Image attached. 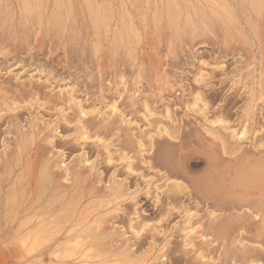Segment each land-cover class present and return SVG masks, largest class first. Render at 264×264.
Listing matches in <instances>:
<instances>
[{
	"label": "rangeland",
	"instance_id": "374dc122",
	"mask_svg": "<svg viewBox=\"0 0 264 264\" xmlns=\"http://www.w3.org/2000/svg\"><path fill=\"white\" fill-rule=\"evenodd\" d=\"M1 1L0 12L7 11L4 14H10L14 11V19L10 21L7 17L6 27L11 22L14 24L12 23L13 29L10 26L11 29H6L4 26L1 28L0 24V154L4 155L6 152V154L11 155L14 150L20 151L17 152L18 158V155H15L19 165H15L11 173L4 168L0 169V264L77 263L78 254L74 252H68L70 255L66 260L64 255H61V253L63 254L62 250H58L60 253L56 251L54 254V251L53 254H50L51 250L47 248V242L44 243V247L46 246V250H44L41 244L45 242V238H41L42 234H40L41 236L38 235L40 238L38 236L37 238L36 235L28 236L24 232L18 233L17 223L11 218L14 210L20 208V206L17 207V203L21 201V190L23 188L26 190H23L24 194L27 192L26 196L29 194L27 191L29 188L33 187L35 190L34 183L36 181L38 192L35 191L36 193L30 194L37 195L42 192L41 198L45 197L48 194L45 183L47 182L46 176H49V170L54 173V178L59 179L61 177L60 179H62L64 169L61 166L65 164L70 167L71 172L68 177L70 181L74 178L73 173L76 174L77 178L80 177L87 183H92L91 181L94 182L96 179H100L99 177H101V183H104L112 173L123 180V185L126 188L124 191L128 192L129 197H125L118 204H112L111 209L115 210H111L109 212L111 215L108 216H115L110 217V219L108 217V219L113 221L114 232L125 233V236L131 239L130 241L134 243L137 241V245L134 246L135 248L139 247L140 250L133 248V252L134 256H138L139 259L146 256V252L151 250L153 246L152 257L156 255L157 260L154 257L151 261L155 259L153 262H157V264H243L246 261L264 264V228L262 233L260 230L262 211L257 209L258 206H251L245 200L237 199L238 201H236L234 195H237V192L230 185L229 188L223 184L224 187L219 193L211 192L220 184L215 175L217 171L226 170L228 166H231L228 171H233L232 167L235 166L233 164L238 163L239 159H244L243 161H247L248 165L252 162L258 163L256 161H259L264 153V136H262L264 133V0H254L253 7L249 2L250 0H224L227 3L221 7L218 0L209 1V3L215 2L214 7L212 6L213 3L211 6L210 4L198 5L199 10H206L199 11V15L201 12L205 15L204 12H206L209 15L207 16L210 17V13L212 14L214 11L217 16L212 14L211 19L207 21H205L207 17L205 20H198L200 18L197 16V20L194 22H198V26L196 23V27H193L191 31L190 23L179 16V12H183L185 8L181 7L185 6L184 0L183 3L182 0H176L175 3L177 4L174 6L168 3L173 9L169 8L168 4H166L167 7L165 6V0H147V2L146 0H121L123 1L122 4L127 5L129 20L127 13H120V0H89L94 9L97 6L94 7L93 1H97L96 5L101 2V7L98 5L99 13L96 11L97 8L95 13L102 15L101 11L103 10L101 8L103 6V12H111L113 16L110 17L111 22L108 23L109 27L106 32L108 34L105 33L106 36H103V33H100L101 35L98 37L88 32L89 27L85 21L83 24L85 27L75 25L74 29L72 28L74 24L71 21L73 25H70L69 30L72 31L68 30L69 32L66 31L65 33L57 32L55 29L52 31V29L43 28L39 22L36 23L37 21H34L36 25L33 26L31 24L33 21L29 23L30 26L29 24L26 25L28 27L21 25L24 30L22 31L21 23L17 22L18 16L16 15L19 14L18 7L22 11L23 4L21 1L7 0L6 2H11V4H7L8 8L10 5V8L6 11L2 10L5 0ZM51 2L52 0H48L47 4L45 3L46 11L58 12L56 8L60 7L58 5L61 3L62 7L58 10L64 12L66 0H58L60 3L57 6ZM119 2L120 8L118 7ZM70 3V13L81 15L83 13L85 20L87 15L85 11L88 9H85L86 6L83 7L85 3L83 6L81 0H70ZM160 3L164 6L160 7ZM52 5H55L56 8H53ZM256 6L259 7V11ZM91 7L89 6V9ZM13 8L15 9L11 10ZM38 8L40 9L38 10ZM92 8L91 10H93ZM163 8L171 10L165 11ZM252 8H256L258 13L255 14L256 10L254 11ZM160 9L161 11H159ZM37 10L41 13L44 8L39 5ZM119 13L127 17L125 18L124 15L122 17ZM174 13L177 15L174 16ZM152 14L154 19L151 17ZM120 16L125 22V27L133 23L136 27H134L135 33H139L129 34L134 31V29L129 28L130 32L127 34L129 36L126 38L133 37V35L137 37L128 39L131 45L126 46L127 48H122L121 45L123 42L125 43L126 38L124 36H126L128 27L123 26L125 31L121 27V31H115L116 27L120 29ZM131 20L133 22H130ZM174 20L178 24L176 25L178 29L176 27L173 29V26L172 31L170 27H172L171 23L174 25ZM7 23L9 24L7 25ZM208 23H210V28L207 27ZM86 27L89 34H86L84 30ZM181 27L187 31L184 32ZM194 29L196 30L194 31ZM77 30L80 31V34L77 33ZM99 30L101 31V29ZM239 30L242 31L241 34ZM118 32L120 35L122 34L120 37L123 38L120 46H118L119 42L121 43L118 40L120 37L115 35H118ZM66 33L70 34L67 35ZM113 33H115V38ZM67 36L69 37L67 38ZM91 36H96L100 43L97 52L91 48H93V44L97 47L99 43L94 38L89 41ZM111 36L115 42H118L116 43L117 47H114L115 43L113 45V41L108 39ZM99 37L100 39H98ZM177 40L178 42H176ZM110 44L115 49L113 51L117 52V54L113 53L114 57L110 53V50L113 49L112 47L109 48ZM118 47L119 49L122 48L123 51L119 49L116 51ZM89 49L91 50L89 51ZM132 52H134L133 55ZM171 53L172 55H170ZM16 88L19 89V92ZM10 90L14 92H9ZM8 94L13 95L10 97ZM6 96L10 99L7 97L5 100ZM67 97L69 101L66 99ZM71 104L73 105L71 106ZM65 116L67 121L64 119ZM28 124L35 127L31 130ZM46 125L49 126L46 128ZM54 128H56V133L53 135L52 129ZM159 129L165 130L160 133ZM20 133L23 135H19ZM140 143L142 144L141 148L139 147ZM164 143L168 144H165V148L163 147ZM19 145L21 148H17ZM108 146L112 150H110L111 152H108ZM153 149L157 152H151ZM166 149L170 150L174 156H171L170 151L166 153ZM57 150L63 152V157L55 153ZM38 151L39 155L37 154ZM139 151L142 152L138 154ZM13 153L17 154L15 151ZM28 156H31L32 160L37 157L39 163L46 162L49 165L46 168L41 166L42 169L39 168L41 172L36 171L32 185L27 184L28 181L23 176L26 165L24 160L27 162ZM152 157L154 160L150 159ZM81 159L87 166L80 168L82 171L79 173L76 168ZM163 161H170V163L168 165ZM58 162H61L59 163L60 166ZM91 163L98 173L93 170L92 174L89 175L88 169ZM169 166L175 168V171L173 168V171L169 170ZM22 171L23 173H20ZM93 172L96 174L93 175ZM170 172L173 173L170 174ZM256 175L257 172L253 171L248 176ZM167 176L168 179L165 180ZM17 177H19L18 180ZM8 178L13 179L15 183L13 182L11 194L8 192L10 196L8 195L7 199L3 190L6 186L5 179ZM175 184L180 185V188L169 201L165 199L166 191H169ZM100 185L98 184V187ZM239 189L244 190L245 188L240 186ZM2 193L5 195L3 196ZM34 197L36 196H33L34 200L37 199ZM59 197L60 194L55 196V198ZM252 197H257V194ZM10 198L12 202L9 201ZM14 203L16 206L13 207ZM64 203L66 204V202ZM69 206L66 205V207ZM114 207H118V209ZM33 212L41 218L44 216L40 209ZM183 213L203 216L204 225L192 223V226L187 224V229H184L186 224ZM234 218H237L236 222L227 225L222 231L217 229L216 225H213L216 230L212 226L213 223L223 219L234 220ZM55 227L57 226L55 225ZM44 228L47 229L48 225L42 226V229ZM14 230L16 231L14 232ZM19 234L26 236L23 237ZM18 236L19 238H17ZM27 236H33V238ZM21 237L24 239L20 241ZM36 240L39 241L36 242L37 244L35 243ZM22 241L24 242L21 243ZM20 243L23 245L20 246ZM71 254L74 255L76 261L71 262L73 260L70 257ZM67 255L65 254V256ZM136 258L132 257L131 259L137 260L138 258Z\"/></svg>",
	"mask_w": 264,
	"mask_h": 264
},
{
	"label": "bare ground",
	"instance_id": "6f19581e",
	"mask_svg": "<svg viewBox=\"0 0 264 264\" xmlns=\"http://www.w3.org/2000/svg\"><path fill=\"white\" fill-rule=\"evenodd\" d=\"M7 0H5V1H3V4H4V6L2 7L3 9L2 10H7V9H9L10 8V5H9V8H8V3H10L11 4V2H6ZM9 1V0H8ZM21 1V4H23L22 5V11H20V8L18 9L17 8V10H19V14H16L17 16H18V20H17V22L18 23H21L20 24V26L22 25V26H26V25H28L30 22H32L33 21V23H31L32 24V26L35 24L34 23V21L36 22V23H40L41 25H43V28L45 27V28H47V29H52V31H53V29H55L57 32L58 31H62L63 33H65L66 31L67 32H69V31H72V30H69L70 29V27L72 26V28L74 29L75 27V25H77L78 27H83L84 25L83 24H85L84 23V21L87 23V25H88V27H89V30H88V28L86 27V28H84V30L86 31V34L88 33V32H90V33H92L91 35H97V37H98V35L100 36L101 34L100 33H103V36L105 35L106 36V34H108V33H106L107 32V30H108V23H109V21H110V17L112 16V13L110 12H107V11H105V12H103L104 11V9H103V6H102V10L103 11H101V13H102V15H100V14H97V13H95V10H96V8H97V10L96 11H98V13H99V6L98 5H100V3L98 2L97 4L98 5H96V2H94L93 1V3H95V5H94V7H96L95 9L94 8H92L91 6H93L92 4H91V1H89L88 0V2H87V0H86V2H84L83 0H81L82 1V6H83V3H85V5L83 6V7H85V9L86 8H88V9H86V16H85V20H84V16H83V13H82V15L81 14H79V13H70L71 12V6H70V0H66V3L64 4L63 2V4H64V8H63V11L64 12H61L60 10H58V8H61L62 7V4L60 5L59 3H58V0H52V4H53V2H54V4L57 6L58 4V6H60V7H58V8H56V7H54L55 5H52L53 6V8H56L57 9V11L58 12H53L54 10H53V8L51 9V10H53V11H51V12H49V11H46L45 10V3L47 4V2H48V0H20ZM34 1L36 2L37 1V3H34ZM61 1V0H60ZM65 1V0H64ZM69 1V2H68ZM101 1V0H100ZM106 1V0H105ZM121 1V0H120ZM139 1V0H138ZM166 1V3H165V6L167 7V5L166 4H168V3H171V4H173L172 6H174L175 4H177V3H175L176 2V0H165ZM164 1V2H165ZM181 1V0H180ZM185 1V3H183V0L181 1L183 4H185V6H181V7H185L184 8V11L182 12V11H180L179 13V16H182L183 18H184V20H186L187 22H189L190 23V27H192L191 29H190V31L193 29V27H196V23H197V26H198V22H194L195 20H197L196 19V17L198 16L200 19H198V20H205V18L207 17V19L205 20V21H207L208 19L210 20L211 19V15L212 14H214V11H212L213 13L211 14L210 12H211V10L209 9V11H208V13H210V17H208L209 15L206 13V12H204V14L206 15H203V13L201 12V15H203V17H204V19H202L203 17H201V15H199L200 13H199V11H206V10H199V7H198V5L199 6H201V4L202 5H208V4H210V6H211V4H212V6L214 7L215 6V2H210L209 3V1H211V0H194V1H192V0H184ZM226 1V0H225ZM243 1V0H242ZM248 1V0H247ZM260 1H262V0H260ZM2 1L0 0V3H1ZM111 2V1H110ZM122 2L123 1H121V4H120V2L118 3V5L120 4L121 5V11H120V13H127V15L129 16V18H128V20L130 19V15L128 14V9H127V5H125V3L124 4H122ZM142 2V1H141ZM146 2H147V0H146ZM195 2V3H194ZM218 2H219V5H220V7H221V5H224L225 3H227V2H224V0H218ZM217 2V3H218ZM241 2V1H240ZM250 3H251V5H252V3L254 2V0H250L249 1ZM69 5H68V4ZM81 3V2H80ZM154 3V2H153ZM256 3H257V1H256ZM88 6H87V5ZM103 4V3H102ZM171 4H168L169 6V8H171ZM241 4V3H240ZM5 5H7V6H5ZM39 5H41L43 8H44V10H43V12H41L40 13V11H38L40 8H38V10H37V7H39ZM104 5V4H103ZM114 5V4H113ZM120 5L118 6L119 8H120ZM149 5V4H148ZM156 5V4H155ZM160 5V7L163 5H161V3L159 4ZM181 4L179 3V6H180ZM226 5V4H225ZM251 5L249 4V8L251 9ZM255 5H257V4H255ZM12 6V5H11ZM17 6V5H16ZM68 6V7H67ZM80 6V5H79ZM89 6L94 10H91V8L89 9ZM109 6V5H108ZM146 6V5H145ZM164 6V5H163ZM162 6V7H163ZM7 7V8H6ZM50 7V6H49ZM67 7V8H66ZM70 7V8H69ZM100 7H101V5H100ZM111 7V6H110ZM131 7V6H130ZM205 7H208V6H205ZM219 7V6H218ZM246 7V6H245ZM248 7V6H247ZM252 7H253V5H252ZM112 8V7H111ZM145 8V7H144ZM169 8H167V10H171V9H173V8H171V9H169ZM175 8L177 9V7L175 6ZM209 8V7H208ZM211 8V7H210ZM217 8V7H216ZM256 8H257V10L259 11V7H257L256 6ZM256 8L254 9V8H252V10H256ZM15 8H13V9H11V10H14ZM42 9V8H41ZM55 9V10H56ZM80 9V8H79ZM105 9H106V7H105ZM212 9V8H211ZM218 9V8H217ZM262 9V8H261ZM1 10V11H2ZM36 10H37V12H36ZM67 10H69V12H66ZM81 10V9H80ZM89 10H91L89 13H87ZM112 10V9H111ZM163 10H165V8H163ZM167 10H165V11H167ZM175 10V9H174ZM226 10V9H225ZM257 10L255 11V14H256V12H257ZM264 10V9H263ZM147 11V10H146ZM159 11H161V9L159 10ZM179 11V10H178ZM244 11H247V10H244ZM251 11V10H250ZM7 12V11H6ZM6 12H4V13H6ZM73 12V11H72ZM81 12V11H80ZM113 12V11H112ZM242 12H243V10H242ZM252 12V11H251ZM4 13H2V12H0V24H1V28L4 26V28H6V29H13V22H9L10 23V25H8L9 23H7V25H8V27H6V25H5V21H7V17H9L8 19H10V21H11V19H14V11H13V13L11 12L10 14L9 13H7V14H4ZM119 13V14H120ZM144 13V12H143ZM160 13V12H159ZM171 13V12H170ZM181 13H183L184 15H182ZM244 13V12H243ZM258 13V12H257ZM111 14V15H110ZM123 14V15H124ZM154 15H156L155 13H153ZM153 14H152V18L154 17L153 16ZM165 14H166V12H165ZM175 14L177 15V13H174V16H175ZM217 14V13H216ZM216 14H214L213 16H215ZM219 14V13H218ZM227 14V13H226ZM253 15H254V13H252ZM261 14V13H260ZM122 17H123V15L122 14H120ZM144 15V14H143ZM146 15V14H145ZM171 15V14H170ZM170 15H169V17H170ZM208 15V16H207ZM120 16V17H121ZM125 16V15H124ZM217 16V15H216ZM220 16V15H219ZM10 17H12V18H10ZM113 17V16H112ZM120 17H119V19H120ZM122 17H121V19L119 20L120 21V23H121V25H119V28L121 27L122 29L125 27L124 26V23L125 22H123V19H122ZM127 16H125V18H126ZM159 17V16H158ZM157 17V18H158ZM230 17V16H229ZM259 17V16H258ZM142 18V17H141ZM144 18V17H143ZM149 18V17H148ZM173 18V17H172ZM172 18H170V19H172ZM214 18V17H213ZM154 19V18H153ZM153 19H152V22H154L153 21ZM174 19V18H173ZM176 19H178V17H176ZM230 19H232V18H230ZM245 19V18H244ZM226 20V19H225ZM13 21V20H12ZM71 21L73 22V24L71 23ZM158 21V20H157ZM167 21V20H166ZM173 21V20H172ZM191 21V22H190ZM264 21V20H263ZM111 22V21H110ZM123 22V23H122ZM129 22V21H128ZM130 22H133L132 20L130 21ZM160 22V21H159ZM169 22V21H168ZM245 22V21H244ZM248 22V21H247ZM261 22V21H260ZM13 23V24H12ZM71 23V24H70ZM115 23V22H114ZM171 23V22H170ZM185 23V22H184ZM200 23V22H199ZM31 24H29V26L31 25ZM39 24V25H40ZM123 24V25H122ZM128 24V23H127ZM187 24V23H186ZM201 24H203V23H201ZM209 24L210 23H208V26L207 27H209ZM12 25V26H11ZM36 25V24H35ZM71 25V26H70ZM131 25V26H130ZM130 25H126V27L125 28H127L128 27V29L129 28H131L132 30L134 29V31L132 32L131 31V33H129L130 32V29L128 30V29H126V36H124V34H123V36L126 38V37H128L129 35H127L128 33L129 34H139L137 31V33H135V25L133 24V23H130ZM170 25V24H169ZM171 25H172V27H170L171 28V30H172V28H173V26H174V28L173 29H176L177 27H176V25H178L177 23H176V20H174V25L171 23ZM204 25H207V24H205L204 23ZM11 28H10V27ZM19 26V25H18ZM19 26V27H20ZM21 26V27H22ZM124 26V27H123ZM130 26V27H129ZM132 26H133V28H132ZM229 26H230V24H229ZM26 27H28V26H26ZM85 27V26H84ZM135 27V28H134ZM176 27V28H175ZM232 27V26H231ZM249 27H250V25H249ZM25 28V27H24ZM39 28H40V26H39ZM71 28V29H72ZM113 28H114V26H113ZM121 28L120 29H117V27H116V29H115V31H117V30H120L121 31ZM124 28V29H125ZM169 28V29H170ZM182 28V27H181ZM200 28V27H199ZM205 28V27H204ZM210 28V27H209ZM220 28V27H219ZM27 29V28H26ZM47 29H45L46 31H47ZM88 30V32H87V30ZM99 29H101V31L99 30ZM123 29V30H124ZM143 29V28H142ZM167 29V28H166ZM178 29V28H177ZM252 28L250 27V30H251ZM69 30V31H68ZM99 30V31H98ZM103 30V31H102ZM111 30H112V28H111ZM114 30V29H113ZM181 30V29H180ZM182 30H184V32H186L187 31V29H183L182 28ZM196 29H194V31H195ZM198 30V29H197ZM259 30V29H258ZM11 31V30H10ZM22 31H24L23 30V27H22ZM26 31V30H25ZM28 31V30H27ZM50 31V30H49ZM114 31V32H115ZM119 31V32H120ZM125 31V30H124ZM123 31V32H124ZM173 31V30H172ZM178 31V30H177ZM189 31V30H188ZM240 31V30H239ZM74 32V31H73ZM79 32V34H80V31H78L77 30V33ZM97 32V33H96ZM99 32V33H98ZM109 32V31H108ZM118 32V35L117 34H115V33H113V35L115 34L117 37H120L121 35H120V33H122V32H120L119 33ZM193 32V31H192ZM198 32H200V31H198ZM241 32L242 31H240L239 33L241 34ZM1 33V32H0ZM8 33H11V32H8ZM38 33V32H37ZM46 33H48V32H46ZM106 33V34H105ZM112 33V32H111ZM144 33V32H143ZM171 33V32H170ZM176 33V32H175ZM183 33V32H182ZM181 33V34H182ZM39 34V33H38ZM50 34V33H49ZM67 34V33H66ZM68 34H70V33H68ZM67 34V35H68ZM72 34V33H71ZM85 34V35H86ZM89 34V33H88ZM190 34H192V33H190ZM34 35V34H33ZM51 35V34H50ZM76 35V34H75ZM115 35H114V38H115ZM178 35H179V32H178ZM35 36V35H34ZM66 36V35H65ZM77 36V35H76ZM90 36V35H89ZM88 36V37H89ZM186 36H187V34H186ZM191 36V35H190ZM242 36V35H241ZM51 37V36H50ZM69 36H67V38H68ZM112 37V36H111ZM108 38V39H110V41L112 42V44L114 45V43H115V45H114V47H117L116 46V43H118L117 41L115 42L114 41V39H113V37L112 38ZM133 37H134V39L137 37V36H135V35H133ZM133 37H129V38H126V40H125V43L123 42V44H122V41H123V38H118V40L119 41H121V43L119 42V44H118V46H120V44H122L121 45V47L122 48H124V47H126V46H129V45H131L130 44V40H129V42H128V39H130V38H133ZM226 37H229V36H226ZM231 37V36H230ZM34 38V37H33ZM92 38H94V39H96L95 41H97L98 43H99V41L97 40V38H96V36L95 37H90V39H89V41L92 39ZM104 38V37H103ZM124 38V39H125ZM139 38V37H138ZM165 38V37H164ZM169 38V37H168ZM168 38H166V39H168ZM178 38V37H177ZM187 38V37H186ZM232 38V37H231ZM231 38H230V40H231ZM234 38V37H233ZM65 39V38H64ZM98 39H100V37L98 38ZM113 39V40H112ZM183 39V38H182ZM66 40V39H65ZM103 40V39H102ZM117 40V39H116ZM258 40V39H257ZM75 41V40H74ZM73 41V42H74ZM94 41V40H93ZM126 41H127V44H126ZM46 42V41H45ZM97 42H94V43H96L97 44ZM109 42V41H108ZM111 42H109V43H111ZM135 42H137L136 40H135ZM176 42H178V40L176 41ZM51 43V42H50ZM91 43H92V41H91ZM109 43H108V45H109ZM131 43H132V41H131ZM166 43V42H165ZM93 44V43H92ZM91 44V45H92ZM112 44H110L111 46H109V48H113V49H108V50H110L111 52L110 53H114L115 51H113V50H115L114 49V47H113V45ZM135 44V43H134ZM133 44V45H134ZM181 44V43H180ZM36 45H39V44H36ZM89 45H90V43H89ZM98 45H100V43L99 44H97V47H95L96 45H94L93 44V48H91V49H93V50H97L98 51ZM132 45V46H133ZM178 45V44H177ZM176 46V45H175ZM246 46V45H245ZM91 47V46H90ZM101 47V46H100ZM120 47V48H121ZM153 47V46H152ZM165 47V46H164ZM19 48V47H18ZM122 48L121 49H119V47L118 48H116V51H119V50H122ZM127 48V47H126ZM125 48V49H126ZM129 48V47H128ZM176 48V47H175ZM14 49V48H13ZM69 49V48H68ZM87 49V48H86ZM91 49H89V51L91 50ZM101 49V48H100ZM117 49H119V50H117ZM166 49V48H165ZM75 50V49H74ZM92 50V51H93ZM68 51V50H67ZM70 51H71V49H70ZM80 51V50H79ZM96 51V52H97ZM100 51V50H99ZM123 51V50H122ZM131 51V50H130ZM95 52V53H96ZM20 53V52H19ZM94 53V54H95ZM105 53V52H104ZM133 53L134 52H132V55H133ZM109 54V53H108ZM114 54H117V52H115ZM114 54L112 55L113 57H114ZM128 54V53H127ZM159 54V53H158ZM131 55V56H132ZM152 55V54H151ZM169 55V54H168ZM170 55H172V53L170 54ZM118 56H119V54H118ZM126 56V55H125ZM130 56V55H129ZM128 56V57H129ZM8 57V56H7ZM108 57H111V56H108ZM127 57V56H126ZM69 58V57H68ZM125 58V57H124ZM132 58V57H131ZM99 59V58H98ZM127 60V59H126ZM117 61V60H116ZM129 61H131V60H129ZM5 62H7V61H5ZM260 62V61H259ZM41 63V62H40ZM106 63H108V62H106ZM116 63V62H115ZM143 63V62H142ZM141 63V64H142ZM158 63H159V61H158ZM39 64V63H38ZM84 64V63H83ZM104 64V63H103ZM130 64V63H129ZM43 65V64H42ZM41 65V66H42ZM157 65V64H156ZM104 66V65H103ZM106 66V65H105ZM121 66V65H120ZM39 67V66H38ZM114 67H116V66H114ZM103 68V67H102ZM101 68V69H102ZM108 68V67H107ZM52 69V68H51ZM111 69H113V68H111ZM115 69V68H114ZM131 69V68H130ZM152 69V68H151ZM155 69V68H154ZM107 70V69H106ZM119 70H121V69H119ZM50 71V70H49ZM53 71V70H52ZM108 72V71H107ZM119 72V71H118ZM120 73V72H119ZM117 74V73H116ZM118 75V74H117ZM157 76V75H156ZM29 83V82H28ZM33 84H36V83H33ZM45 84H47V83H45ZM246 84V83H245ZM20 85V84H19ZM19 85H17V87H19ZM26 85V84H25ZM32 85V84H31ZM38 85V84H37ZM43 85V84H42ZM22 87H24V86H22ZM9 88V87H8ZM21 88V87H20ZM34 88V87H33ZM264 88V87H263ZM41 89V88H40ZM14 90V89H13ZM16 90H17V88H16ZM19 90V89H18ZM17 90V91H18ZM21 90V89H20ZM37 90V89H36ZM104 90V89H103ZM12 90H10L9 92H11ZM16 91V92H17ZM12 92H14V91H12ZM19 92V91H18ZM17 92V93H18ZM6 93H7V90H6ZM22 93H24V92H22ZM105 93V92H104ZM24 94H26V93H24ZM9 95V94H8ZM11 95V94H10ZM9 95V96H10ZM13 95V94H12ZM11 95V96H12ZM15 95H16V93H15ZM19 95H21L20 93H19ZM29 95V94H28ZM10 96V97H11ZM33 96V95H32ZM63 96V95H62ZM61 96V97H62ZM68 96V95H67ZM7 97L8 96H6L5 97V100L7 99ZM14 97V96H13ZM52 97V96H51ZM61 97H60V99H61ZM9 98V97H8ZM28 98V97H27ZM50 98V97H49ZM56 98V97H55ZM57 98H58V96H57ZM10 99V98H9ZM64 99V98H63ZM66 99H68V97L66 98ZM103 99H104V97H103ZM55 100V99H54ZM12 101V100H11ZM44 101H45V99H44ZM52 101V100H51ZM64 101V100H63ZM62 101V102H63ZM68 101H69V99H68ZM5 102H8V101H5ZM49 102V101H48ZM57 102V101H56ZM71 102V101H70ZM65 103V102H64ZM73 103V102H72ZM7 104V103H6ZM53 104V103H52ZM8 105V104H7ZM37 105V104H36ZM51 105V104H50ZM73 104H71V106H72ZM76 105V104H75ZM250 105V104H249ZM9 106V105H8ZM12 106V105H11ZM56 106V105H55ZM58 106V105H57ZM10 107V106H9ZM48 107V106H47ZM75 107V106H74ZM1 108V107H0ZM3 110V109H2ZM6 111V110H5ZM75 112V111H74ZM78 112V111H77ZM81 112V111H80ZM79 113V112H78ZM81 114V113H80ZM262 114V113H261ZM79 116V115H78ZM81 116V115H80ZM258 116V115H257ZM66 118V116L64 117V119ZM84 118V117H83ZM68 119V118H67ZM157 119V118H156ZM14 120V119H13ZM66 120V119H65ZM29 121V120H28ZM67 121V120H66ZM87 121V120H86ZM30 122V121H29ZM79 122H81V121H79ZM83 122V121H82ZM152 122H153V120H152ZM157 122V121H156ZM7 123V122H6ZM20 123V122H19ZM39 123V122H38ZM42 123V122H41ZM68 123V122H67ZM26 124V123H25ZM44 124V123H43ZM83 124V123H82ZM258 124V123H257ZM18 125V124H17ZM21 125V124H20ZM29 125V124H28ZM40 125V124H39ZM38 125V126H39ZM45 125V124H44ZM84 125V124H83ZM89 125V124H88ZM13 126H14V123H13ZM49 125H46V128L48 127ZM82 126V125H81ZM16 127V126H15ZM23 127V126H22ZM35 126H30L29 125V128L32 130V128H34ZM84 127V126H83ZM227 127V126H226ZM18 128H20V127H18ZM23 128H25V127H23ZM39 128V127H38ZM8 129H10L9 127H8ZM12 129V128H11ZM21 129V128H20ZM25 129H27V128H25ZM29 129V130H30ZM118 130V129H117ZM160 130V133H161V129H159ZM165 130V129H164ZM163 130V131H164ZM8 131V130H7ZM16 131H17V129H16ZM42 131V130H41ZM52 134L54 135V133H56V128H54V129H52ZM162 131V132H163ZM229 131V130H228ZM20 132H21V130H20ZM25 133H26V130L24 131ZM39 132V131H38ZM7 133V132H6ZM13 133V132H12ZM22 133H23V131H22ZM22 133H20L19 135H21ZM29 133V132H28ZM8 134V133H7ZM15 134V133H14ZM39 134V133H38ZM164 134V133H163ZM23 135V134H22ZM26 135V134H25ZM24 135V136H25ZM27 135H29V134H27ZM143 135V134H142ZM161 135V134H160ZM262 136H264V133H263V135ZM22 137V136H21ZM14 138V137H13ZM23 138V137H22ZM152 138V137H151ZM184 138V137H183ZM25 139V138H24ZM155 139V138H154ZM257 139V138H256ZM13 140V139H12ZM15 140H16V138H15ZM156 140V139H155ZM255 140V139H254ZM258 140V139H257ZM256 140V141H257ZM14 141V140H13ZM20 141V140H19ZM159 141V140H158ZM255 141V142H256ZM156 142H157V140H156ZM126 143V142H125ZM161 143V142H160ZM3 144V143H2ZM7 144H8V142H7ZM25 144V143H24ZM48 144V143H47ZM150 144L152 145V143L150 142ZM157 144V143H156ZM159 144V143H158ZM157 144V145H158ZM165 144H167V143H164V148H165ZM17 145V144H16ZM126 145H127V143H126ZM162 145V144H161ZM168 145V144H167ZM166 145V146H167ZM213 145V144H212ZM211 145V146H212ZM8 146V145H7ZM21 145H19V147H17V148H21L20 147ZM50 146H52V145H50ZM153 146H154V143H153ZM172 146V145H171ZM214 146V145H213ZM109 147V146H108ZM107 147V148H108ZM139 147L141 148L142 147V144L140 143L139 144ZM157 147H159V146H157ZM157 147H156V149H157ZM162 147V148H163ZM168 147V146H167ZM258 147V146H257ZM9 148V147H8ZM211 148H213V147H211ZM215 148V147H214ZM213 148V149H214ZM264 148V147H263ZM53 149V148H52ZM170 149V148H169ZM172 149V148H171ZM170 149V150H171ZM175 149V148H174ZM111 149H110V147L108 148V152L110 151ZM114 150V149H113ZM170 150H165L166 151V153L168 152L169 153V151ZM5 151H7V150H5ZM4 151V152H5ZM16 153L18 152V151H20V150H14ZM13 151V152H14ZM112 151V150H111ZM110 151V152H111ZM130 151V150H129ZM152 151H154V149L153 150H151V152ZM160 151H162V150H160ZM173 151V150H172ZM211 151V150H210ZM209 151V152H210ZM216 151V150H215ZM3 152V151H2ZM13 152H11V155L10 154H6V152H5V154L3 155L2 153L0 154L1 156H0V169H2V168H4V169H6L7 171H9V173H11V171L13 170V168L15 167V165H19V162H18V160L16 161V159L19 157V152L17 153V154H15V153H13ZM142 151H139V153L138 154H140ZM150 152V153H151ZM154 152H157V151H154ZM171 152V151H170ZM243 152V151H242ZM7 153H8V151H7ZM22 153V152H21ZM58 156H62L63 155V152L61 153L60 151H58L57 150V152H55ZM174 153V152H173ZM214 153H216V152H214ZM222 153V152H221ZM252 153V152H251ZM13 154V155H12ZM29 154V153H28ZM38 155H39V151H38V153H37ZM36 154V155H37ZM49 154V153H48ZM47 154V155H48ZM55 154V155H56ZM110 154V153H109ZM161 154V153H160ZM220 154V153H219ZM238 154V153H237ZM244 154V153H243ZM15 155H18L17 156V158L15 157ZM31 155V154H30ZM49 155H51V154H49ZM85 155V154H84ZM121 155V154H120ZM163 155V154H162ZM173 154H172V152H171V156H172ZM221 155V154H220ZM123 156V155H122ZM152 156V155H151ZM167 156H168V154H167ZM174 156V155H173ZM45 157V156H44ZM52 157V156H51ZM63 157V156H62ZM153 157H154V155H153ZM153 157L152 158H150V159H152V160H154L153 159ZM238 157V156H237ZM241 157V156H240ZM249 157V156H248ZM29 158V159H28ZM28 158L26 157V159H28L27 160V162H26V160H24L25 162H24V164L26 163V165H25V169H24V175L23 176H25L26 177V179H27V184L29 183V185L31 184L32 185V183H33V177H34V175H35V173H36V171H38L39 170V168L42 166V168H46V167H48L49 165H47V163L46 162H44L43 164H41V163H39L38 161H37V157H36V159L35 160H32V158H31V156H28ZM130 158V157H129ZM135 158V157H134ZM143 158H144V156H143ZM155 158V157H154ZM159 158V157H158ZM162 158V157H161ZM165 158V157H164ZM169 158V157H168ZM242 158H243V155H242ZM34 159V158H33ZM47 159V158H46ZM49 159H50V157H49ZM132 159V158H131ZM170 159V158H169ZM168 159V160H169ZM172 159V158H171ZM218 159V158H217ZM20 160V159H19ZM42 160H44V159H42ZM159 160V159H158ZM173 160V159H172ZM237 160V159H236ZM240 160V161H239ZM238 160V163H234L233 165H235V166H233L232 168V170L233 171H228L229 170V168H231V166L229 167H227L226 168V170H221V171H217L216 172V176L218 177V178H216L217 179V182L219 181V185H217L216 186V189L215 190H211V192L212 193H219V191L221 190V189H223V187H224V185L223 184H225L226 186H228L229 188H230V186H231V188H233L236 192H237V195H234L235 197H236V201H238V200H242V201H247V203L249 204V205H254V207L256 206H258L257 207V209H260L261 211H262V226H261V233H262V229L264 228V153H263V155L261 156V159L259 160V161H256V162H258V163H255V162H252V163H249V165H248V162L247 161H243L244 159H239ZM242 160V161H241ZM21 161V160H20ZM33 161V162H32ZM62 161V160H61ZM78 161V160H77ZM143 161H145V160H143ZM156 161V160H155ZM160 161H161V159H160ZM219 161V160H218ZM220 162V161H219ZM218 162V163H219ZM235 162V161H234ZM21 163V162H20ZM49 163V162H48ZM59 163H61V162H58V165L60 166V164ZM87 163V162H86ZM137 163H138V161H137ZM163 163H167L168 165H169V163H170V161H167V162H164L163 161ZM221 163V162H220ZM223 163H224V161H223ZM57 164V163H56ZM88 164V163H87ZM131 164V163H130ZM160 164V163H159ZM167 164L165 165V167L167 166ZM173 164H174V162H173ZM58 165H55V166H58ZM63 165V164H62ZM89 165V164H88ZM162 165H164V164H162ZM172 165V164H171ZM218 165V164H217ZM22 166V165H21ZM53 166V165H52ZM84 166H87V165H85V162H84V160H80L79 162H78V164H77V168L76 167H74V168H76L77 169V171L80 173V171H82V170H80V168H82V167H84ZM135 166V165H134ZM133 166V167H134ZM219 166H222V164H219ZM61 167H63V169H64V174L62 175V179H56V178H54V176H53V174L54 173H52V172H50V170H49V176H46V179H47V182L45 183V181H43L44 183H45V185L47 186V191H48V194L44 197H42L41 198V194H42V192L41 193H38L37 195L39 196V198H38V196L37 195H31L30 193H32V192H35V191H37L38 192V189L36 190V188H37V183H36V181H35V183H34V185L36 186V188H35V190H34V188L33 187H31V188H29V190H27L28 192H29V194H27L26 196H25V194L27 193H23L24 191H26V190H24V188L21 190L22 192L20 193V192H18V193H20V194H22V197L20 198V200L21 201H19V203H17V207L18 206H20V208H16V210H14V212H13V210H12V212H13V214H12V217L11 218H13L14 220H15V223H17L16 225L18 226V233L20 232V233H25L26 235H28V236H30V235H36V237L38 236V235H40V234H42V236H41V238L42 239H44L45 238V242H43L41 245H43V247H44V243H46V244H48V249L49 250H51V253L50 254H53L52 252H54V254L56 253V251L58 252V253H60L59 251H63V254L61 253V255H64V258L67 260L68 258H69V255H70V253L72 252H74L75 254H78V258L76 259V260H78L77 261V263H75V264H106V263H111V262H113L114 264H117L116 262H119V263H130V264H157V262H153V261H151L152 260V258H154L155 256L153 255V257H152V253H151V251H152V249H153V246H152V249L151 250H148V252H146L147 254H146V256H144V257H142V259H139V257L138 256H134L135 254H134V250H133V248H135V244L137 245V241H136V243H134V242H132V241H130L131 239H129V238H127L126 236H125V233H122V234H120L119 232H114V226H112V222L109 220L110 219V217H114V216H108V215H111V214H109V212L111 211V210H115V209H111L112 208V204H118V202H121V201H123L124 199H125V197H129L128 195V192H126V191H124V189H126L125 188V186L123 185V180L122 179H119V178H117V176L114 174V173H112V174H110L109 176H108V178L105 180V182L104 183H101V177H99L100 179H96L94 182L93 181H91L92 183H87V182H85V180H81V178L79 177V178H77V176H76V174H72L73 176H74V178L70 181L69 180V176H70V167L69 166H67L66 164L64 165V166H61ZM89 167V166H88ZM163 167V166H162ZM173 167H174V165H173ZM173 167H171V166H169V170H172V168ZM42 168H40V169H42ZM53 168H54V166H53ZM72 168V167H71ZM73 168V169H74ZM171 168V169H170ZM177 168V167H176ZM58 168L56 167V170H57ZM60 169V168H59ZM73 169H71V170H73ZM88 169V168H87ZM128 169H129V167H128ZM174 169V171H175V168H173ZM22 170V169H21ZM62 170V169H61ZM95 171V169H94V167H93V165H92V163H91V166H90V168L88 169V171H89V175L90 174H92V171ZM97 170V169H96ZM40 171V170H39ZM38 171V172H39ZM43 171H44V169H43ZM46 171V170H45ZM87 171V170H86ZM173 171V170H172ZM257 172V175L256 176H248V175H251L252 174V172ZM41 172V171H40ZM48 172V171H47ZM63 172V171H62ZM73 172V171H72ZM78 172H77V174H78ZM96 172V171H95ZM95 172H93V175H95L96 173H98V171L95 173ZM5 173V172H4ZM8 173V172H7ZM16 173V172H15ZM20 173H23V171L22 172H20ZM56 173H57V171H56ZM95 173V174H94ZM101 173V172H100ZM169 173V172H168ZM173 173V172H172ZM171 172H170V174H172ZM88 174V173H87ZM4 175V174H3ZM10 175V174H9ZM17 175V174H16ZM46 175V174H45ZM98 175V174H97ZM19 176V175H18ZM82 176V175H81ZM86 176H88V175H86ZM100 176H101V174H100ZM7 177V176H6ZM9 177V176H8ZM20 177V176H19ZM19 177H17V180H18V178ZM48 177V178H47ZM72 177V176H71ZM84 177V176H83ZM94 177V176H93ZM170 177V176H169ZM246 177H247V179H246ZM4 179V178H3ZM25 179V180H26ZM45 179V180H46ZM84 179H85V177H84ZM87 179V178H86ZM168 179V176H167V178H165V180H167ZM170 179V178H169ZM6 181H5V184H6V186H5V190H3V191H5L4 193L7 195L6 196V198L7 197H9L10 195H9V193H10V191L12 190V188H13V185H14V180L13 179H11V178H8V179H5ZM22 180H23V178H22ZM35 180V179H34ZM212 180V179H211ZM215 180V179H214ZM88 181V180H87ZM14 182V183H13ZM21 182V181H20ZM222 182H224V183H222ZM221 183H222V185H221ZM24 184H26V183H24ZM98 184H101L100 185V187H98ZM200 184V183H199ZM204 184V183H203ZM214 184V183H213ZM38 185H39V183H38ZM230 185V186H229ZM40 186V185H39ZM123 186H124V188H123ZM161 186V185H160ZM202 186V185H201ZM221 186H222V188H221ZM240 186H243L245 189L244 190H240L239 189V187ZM19 188V187H18ZM27 187H25V189H26ZM42 188V187H41ZM180 188V185H178V184H175L169 191H166V194H165V199H168L169 201H171L170 199H171V197H173L174 195H175V192L177 191V189H179ZM203 188V187H202ZM206 188V187H205ZM212 188V187H211ZM259 188H261V189H259ZM20 189V188H19ZM28 189V188H27ZM204 189V188H203ZM14 190V189H13ZM24 190V191H23ZM43 191H45V190H43ZM9 192V193H8ZM4 193H2L3 194V196L5 195ZM36 193V192H35ZM11 194V193H10ZM14 194V193H13ZM44 194V193H43ZM57 194H60V197L59 198H55V196H57ZM185 194V193H184ZM254 194H257V197H252ZM9 195V196H8ZM191 195V194H190ZM21 196V195H20ZM19 196V197H20ZM33 196H36L37 197V199H33ZM132 196V195H131ZM181 196V195H180ZM204 196H206V195H204ZM15 197V196H14ZM18 197V198H19ZM36 197H34V198H36ZM204 198V197H203ZM202 198V199H203ZM230 198H232V197H230ZM8 199V198H7ZM11 199V198H10ZM9 199V201L10 202H12V199L10 200ZM189 199H190V197H189ZM188 199V200H189ZM227 199V198H226ZM238 199V200H237ZM248 199V200H247ZM65 200V201H64ZM174 200V199H173ZM172 200V201H173ZM231 200V199H230ZM8 201V200H7ZM18 201V200H17ZM66 202V204L64 203V202ZM168 201V202H169ZM176 201V200H175ZM179 201V200H178ZM184 201H185V199H184ZM202 201V200H201ZM9 202V203H10ZM14 202V201H13ZM222 202V201H221ZM8 203V202H7ZM218 203V202H217ZM15 204V203H14ZM13 204V207L14 206H16V204L14 205ZM220 204V203H219ZM7 205V204H6ZM12 205V204H11ZM66 205L68 206V205H70L69 207H66ZM214 205V204H213ZM5 206V205H4ZM5 207H7V206H5ZM10 207V206H9ZM12 207V206H11ZM39 207V208H38ZM225 207V206H224ZM8 208V207H7ZM114 208H117L118 209V207H114ZM163 208V207H162ZM247 208V207H246ZM250 208H252V207H250ZM42 210V213L44 214V216L41 218V216H38V215H35V214H33L34 212L33 211H36V210ZM116 209V210H117ZM248 209V208H247ZM6 210V209H5ZM5 210H4V212H5ZM8 210H10L11 211V209H9L8 208ZM259 210V211H260ZM162 211V210H161ZM165 211V210H164ZM167 211V210H166ZM182 211V210H181ZM188 213H189V211H188ZM253 213V212H252ZM2 214H3V212H2ZM9 214V213H8ZM7 214V215H8ZM184 214V213H183ZM258 214V213H257ZM185 216H183L184 218H185V226H184V229H187V227H188V225L187 224H189V225H191L192 226V223L193 224H202V225H204V223L205 222H202L203 221V216H199V215H191V214H184ZM4 216V215H3ZM9 216H10V214H9ZM9 216H7V217H9ZM119 216V215H118ZM6 217V216H5ZM6 217V218H7ZM108 217H109V219H108ZM122 217V216H121ZM3 218V217H2ZM5 218V219H6ZM10 218V217H9ZM8 218V219H9ZM251 218V217H250ZM13 219H9V220H13ZM112 219V218H111ZM119 219V218H118ZM236 219L237 218H234V220H226V219H223V220H221V221H218L217 223H213L212 224V226L213 225H216V227H217V229H219L220 231H222V230H224L225 229V227L227 226V225H229V224H231L232 222H236ZM10 221V222H11ZM109 221V222H108ZM214 221V220H213ZM14 222V221H13ZM5 224H6V222H4ZM3 223V224H4ZM9 223V222H8ZM2 224V225H3ZM4 224V225H5ZM39 224H42L41 226L39 225ZM181 224V223H180ZM208 224H209V222H208ZM45 225H48V228L46 229V228H44V229H42V226L44 227ZM55 225L58 227V225H61V226H59L58 227V229H57V227H55ZM110 225V226H109ZM114 225V224H113ZM210 225V224H209ZM54 226V227H53ZM200 226V225H199ZM211 226V227H212ZM16 227V226H15ZM47 227V226H46ZM208 227V226H207ZM117 228V227H116ZM153 228V227H152ZM213 228H215V226H213ZM11 229V228H10ZM17 229V228H16ZM55 229V230H54ZM163 229V228H162ZM193 229V228H192ZM46 230V231H45ZM215 230H216V228H215ZM16 230H14V232H15ZM151 231V230H150ZM149 231V232H150ZM159 231V230H158ZM163 231H164V229H163ZM162 231V233H164ZM156 232H157V230H156ZM160 232V231H159ZM260 233V234H261ZM11 234V233H10ZM16 234V233H15ZM25 234H19V235H22L23 237H25L26 235ZM46 234V235H45ZM263 234H264V232H263ZM25 235V236H24ZM151 235H152V233H151ZM9 236V235H8ZM16 236V235H15ZM27 236V237H28ZM40 236H38L39 238H40ZM48 238H47V237ZM262 236V235H261ZM23 237H21V239H20V241L21 240H23L24 238ZM37 237V238H38ZM152 238L154 237L153 235L151 236ZM16 238V237H15ZM17 238H19V236L17 237ZM28 238H33V236H31V237H28ZM28 238H27V240H28ZM11 239V238H10ZM36 238H35V236H34V240H35ZM192 239V238H191ZM9 240V239H8ZM15 240H17V239H15ZM30 240V239H29ZM238 240V239H237ZM142 241V240H141ZM140 241V242H141ZM24 241H22L21 243H23ZM27 242V241H26ZM36 242H39V241H35V243ZM240 242V241H239ZM20 243V246L21 245H23V244H21ZM32 243V242H31ZM33 243H34V241H33ZM34 243V244H35ZM41 243V242H40ZM37 244V243H36ZM35 244V245H36ZM138 244H140V243H138ZM33 245V244H32ZM38 245H40V244H38ZM188 245V244H187ZM190 245V244H189ZM13 247V246H12ZM40 247V246H39ZM140 247H141V245H140ZM185 247V246H184ZM14 248V247H13ZM23 248V247H22ZM38 248V247H37ZM42 248V247H41ZM40 248V249H41ZM46 248V246L43 248L44 250H46L45 249ZM137 248V247H136ZM136 248H135V250H136ZM139 248V247H138ZM137 248V249H138ZM220 248V247H219ZM29 250V249H28ZM59 250V251H58ZM139 250H140V248H139ZM154 251V250H153ZM19 252V251H18ZM67 252V253H66ZM68 252H70V253H68ZM145 252V251H144ZM245 251H243V253H244ZM16 253V252H15ZM48 253V252H47ZM246 253V252H245ZM11 254V253H10ZM65 254H68L67 256H65ZM220 254V253H219ZM218 254V255H219ZM227 254V253H226ZM229 254V253H228ZM15 255V254H14ZM17 255V254H16ZM59 255V254H58ZM61 255H59L60 257H61ZM143 255H145V254H143ZM237 255V254H236ZM242 255V254H241ZM48 256V255H47ZM74 256V255H73ZM72 256V254H71V256L70 257H72L73 258V260H71V262H73L75 259H74V257ZM76 256V255H75ZM202 256V255H201ZM58 257V256H57ZM132 257H137L136 259L137 260H133V259H131ZM63 258V259H64ZM156 258V257H155ZM237 258V257H236ZM241 258V257H240ZM242 258H244V257H242ZM96 259V260H95ZM97 259H99V260H97ZM135 259V258H134ZM233 259V258H232ZM61 260H62V258H61ZM70 260V259H69ZM75 260V261H76ZM156 260H157V258H156ZM203 260V259H202ZM237 260V259H236ZM95 261H97V262H95ZM114 261H116V262H114ZM222 261V260H221ZM69 262V261H68ZM230 262V261H229ZM113 263H111V264H113ZM221 263V262H220ZM227 263V262H226ZM234 263V262H233ZM239 263V262H238ZM74 264V263H73ZM159 264V263H158ZM241 264V263H240ZM243 264H256V261H246L245 263L243 262ZM258 264H259V262H258Z\"/></svg>",
	"mask_w": 264,
	"mask_h": 264
}]
</instances>
